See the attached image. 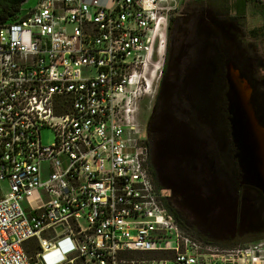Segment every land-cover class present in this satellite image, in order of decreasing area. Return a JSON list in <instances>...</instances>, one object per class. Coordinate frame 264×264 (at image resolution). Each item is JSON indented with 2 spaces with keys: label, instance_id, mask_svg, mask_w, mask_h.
Returning <instances> with one entry per match:
<instances>
[{
  "label": "built area",
  "instance_id": "1",
  "mask_svg": "<svg viewBox=\"0 0 264 264\" xmlns=\"http://www.w3.org/2000/svg\"><path fill=\"white\" fill-rule=\"evenodd\" d=\"M172 3L38 0L0 25V264H264V238L211 252L150 172Z\"/></svg>",
  "mask_w": 264,
  "mask_h": 264
},
{
  "label": "rangeland",
  "instance_id": "2",
  "mask_svg": "<svg viewBox=\"0 0 264 264\" xmlns=\"http://www.w3.org/2000/svg\"><path fill=\"white\" fill-rule=\"evenodd\" d=\"M247 1V2H246ZM38 0H28L21 7L29 10L37 4ZM247 8L243 14H238L236 7L238 0H176L175 7L170 11V34L168 50L172 49L179 57L189 54L191 62L202 63L214 58L218 61V76L225 70L228 61L233 62L252 81L264 82V0H245ZM168 6L165 4V7ZM231 16L233 20L232 34L218 28V18ZM242 17L241 19H238ZM232 35V36H231ZM235 38V39H234ZM205 45H209L204 55ZM214 48L217 52H214ZM167 50V51H168ZM206 52V51H205ZM220 72V73H219ZM173 71L168 72L166 81L171 80ZM220 85V82L217 81ZM218 85V86H219ZM222 88V84H221ZM213 95L218 96L222 110L223 94H219V87ZM193 92L189 91V94ZM187 97V96H186ZM180 101L183 100L179 97ZM194 100V97H190ZM156 101L150 105L142 106L139 120L148 121L151 110ZM264 118V113L262 112ZM221 128L224 125L221 124ZM209 126H205L201 133L200 144L182 142L159 144L153 143L151 137L147 140L152 147L154 157L163 155L164 164L160 174L173 186L186 192L190 206L196 207L203 217L204 231H210L219 236L221 231H229L230 235L264 232V203L259 200L256 192L250 191L245 200L236 196V187L231 181L223 177L217 167L218 150L214 137L209 133ZM148 129L146 128V133ZM194 133L196 131H193ZM148 137V134H147ZM43 146H52L56 143L55 131L50 127L41 129ZM209 175L211 178L209 177ZM238 205H245L247 213L237 225L239 214ZM191 206V207H192ZM196 210V209H195ZM202 223V224H203ZM211 252L224 253L231 249L221 245H209Z\"/></svg>",
  "mask_w": 264,
  "mask_h": 264
},
{
  "label": "trees",
  "instance_id": "3",
  "mask_svg": "<svg viewBox=\"0 0 264 264\" xmlns=\"http://www.w3.org/2000/svg\"><path fill=\"white\" fill-rule=\"evenodd\" d=\"M28 0H0V25L6 22L12 21L18 17V14L21 11V7ZM247 2V1H246ZM245 0H238L236 4L237 9L239 10L238 14H243L247 8ZM239 17L238 19H241ZM177 54H174L173 50L169 49L167 51L166 57V66L164 71V77L162 80L161 88L159 94L157 96L156 104L161 97L168 96L169 94V84L166 81V77L168 76V72L173 70L171 61L176 58ZM175 72V71H174ZM176 73V72H175ZM245 75V73L242 71ZM177 74V73H176ZM214 71L212 67H210L209 63H206L205 69L201 71V76L199 79V87L198 95H196V99L199 101L202 108L207 111L210 101H212L213 93L217 90V80L214 77ZM249 79V78H248ZM250 80V79H249ZM220 81L222 84V100L224 103V110L226 116L227 113V100L225 99L224 93L227 89V83L224 76V71L221 74ZM251 82V81H250ZM258 115L261 114L258 112ZM211 116V115H210ZM211 118V117H210ZM210 124L213 123V117L210 119ZM209 133L213 135L215 138L214 142L216 144L218 155H217V167L223 177L228 178L233 186L236 187V196L238 198V202L242 199L245 200L248 197V193L250 191L256 192L259 195V200L264 203L263 195L254 188L249 187H241L240 186V172L237 165V162L234 160V147L231 139V129L230 125L226 119V124L219 133L217 128H214L213 124L209 127ZM151 133V130H150ZM152 135V133H151ZM151 144V143H150ZM152 145V144H151ZM164 164L163 155H159L154 157L152 154L151 147V156H150V165L149 169L154 178L156 185L161 189L165 190L168 193V197L165 199V206L168 211L175 217L179 225L186 230L188 233L193 235L199 240L204 241L207 244L211 245H221L225 247L236 248L243 246L245 244L255 242L264 238V232L260 234H250L243 233L230 235L229 231H221L219 236L213 235L210 231H204L202 229L203 225H206L203 217L200 214V211L196 207L190 206L192 203L188 200L186 192L183 190L173 186L168 180L160 174V169ZM212 175H209V177ZM211 178V177H210ZM211 180H214L211 178ZM190 201V202H188ZM196 209V210H195ZM247 211V207L245 205H238L237 212L239 214V218L237 220V225L241 223L242 217L245 215ZM203 223V224H202Z\"/></svg>",
  "mask_w": 264,
  "mask_h": 264
},
{
  "label": "flooded vegetation",
  "instance_id": "4",
  "mask_svg": "<svg viewBox=\"0 0 264 264\" xmlns=\"http://www.w3.org/2000/svg\"><path fill=\"white\" fill-rule=\"evenodd\" d=\"M218 28L222 31L224 30L226 33L232 34L233 28V20L231 16H225L224 18H218L217 20ZM171 25V21H170ZM170 34V28H169ZM232 36V35H231ZM235 39V38H234ZM204 55L208 52L210 48L209 45H205ZM172 50V49H171ZM206 51V52H205ZM214 52H217V49L214 48ZM174 52V51H173ZM183 56L179 57L178 54L174 60L171 61V65L173 68V77L171 80H168L169 84V94L164 98L158 101L159 103L155 104L154 108L151 110L150 117L147 122H145V128L148 129L147 134L148 138L151 137L153 143L159 144H167V143H177L181 144L182 142H193L200 144L201 141V133H204L205 126H211L213 124L214 128L221 131V124L225 126L226 119L229 123V114L226 116L224 110V103L222 104V110L218 101V96H213L212 101H210L209 107L207 111L202 108L199 101L195 98L198 95L199 87V79L201 76V71L205 69L206 63L210 64L214 71V77L217 81L220 82V85L217 83L219 87V94L222 91L221 88V73L218 76V61L215 57L211 59H207L206 62L202 63V58L198 62H191V57L189 54H182ZM231 61H228L229 63ZM226 63V65H227ZM264 64V61H262ZM226 65L224 70V76L226 73ZM177 73H175V72ZM250 79V78H249ZM251 81L253 87V96L256 105L257 111L261 114L264 113V82L262 80ZM190 92H193L192 95ZM227 91V89H226ZM226 92L224 93L225 96ZM187 96V97H186ZM182 97L183 100L180 101ZM190 97H194V100ZM226 99V97H225ZM157 100V99H156ZM227 102V101H226ZM228 105V104H227ZM227 110V109H226ZM228 113V111H227ZM211 115V116H210ZM214 119L213 123L210 124L209 118ZM210 118V119H211ZM264 121V118H263ZM230 125V123H229ZM208 127V128H209ZM151 130V133H150ZM193 131H196L195 133ZM215 140V138H214ZM152 144V142L150 141ZM233 144V142H232ZM234 147V160L236 149ZM238 165V163H237ZM239 168V166H238ZM240 172V186L243 187L245 185H241L242 177ZM249 187V186H245ZM252 188V187H249Z\"/></svg>",
  "mask_w": 264,
  "mask_h": 264
},
{
  "label": "water",
  "instance_id": "5",
  "mask_svg": "<svg viewBox=\"0 0 264 264\" xmlns=\"http://www.w3.org/2000/svg\"><path fill=\"white\" fill-rule=\"evenodd\" d=\"M227 111L241 185L258 190L264 197V121L256 109L250 80L233 63L226 65Z\"/></svg>",
  "mask_w": 264,
  "mask_h": 264
}]
</instances>
